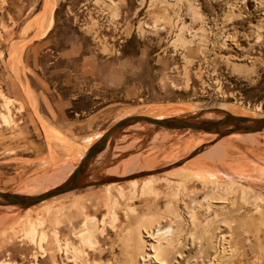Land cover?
<instances>
[{"label": "rangeland", "instance_id": "374dc122", "mask_svg": "<svg viewBox=\"0 0 264 264\" xmlns=\"http://www.w3.org/2000/svg\"><path fill=\"white\" fill-rule=\"evenodd\" d=\"M224 112L264 116V0H0L1 190L55 187L123 117ZM138 123L110 134L79 184L108 181L28 211L0 204V264H264V130ZM148 179L156 192L111 217L107 186ZM155 240L169 242L157 259Z\"/></svg>", "mask_w": 264, "mask_h": 264}, {"label": "water", "instance_id": "95a60500", "mask_svg": "<svg viewBox=\"0 0 264 264\" xmlns=\"http://www.w3.org/2000/svg\"><path fill=\"white\" fill-rule=\"evenodd\" d=\"M199 114L201 113H198V115L195 116L187 117L173 116L157 118L146 115H130L123 117L108 127L101 134L99 139L87 148L86 152L83 154L69 178H67L64 182L37 195L10 193L0 189V204L15 205L22 209H26L28 207L35 206L46 199H50L60 194L77 189L78 187L102 184L108 181V179H101L95 182L79 184L80 177L88 167L90 161L106 147L110 134L138 121L147 122L153 125L155 128L190 129L195 131L214 132L218 134L219 137L236 132L251 133L262 131L264 129V116L254 117L224 112L219 118L208 119L198 118Z\"/></svg>", "mask_w": 264, "mask_h": 264}, {"label": "bare ground", "instance_id": "6f19581e", "mask_svg": "<svg viewBox=\"0 0 264 264\" xmlns=\"http://www.w3.org/2000/svg\"><path fill=\"white\" fill-rule=\"evenodd\" d=\"M53 4L54 3H51V2H47V5H46V7H45V11H44V13L42 14V18H41V23H42V26L44 27L45 26V29H44V31H43V33H45V32H47V30L50 28V27H52V21H53V19H52V15H51V13H52V11H53ZM43 28L41 27V30H42ZM42 33V34H43ZM187 42H185V44H186ZM188 44H189V42H188ZM124 114H126V113H124ZM123 114V115H124ZM221 116V114H219V115H216V116H214L213 114H211V113H205L204 114V117L205 118H208V119H214V118H219ZM160 118V117H159ZM139 123L137 122V123H133L132 125H130L131 127H136L137 125H138ZM149 124V123H148ZM264 130V129H263ZM262 130V131H263ZM104 132V131H103ZM101 134L102 133H97L96 135H95V137H100L101 136ZM231 134H233V133H231ZM136 138V137H135ZM220 137H218V139H219ZM91 139L92 138H87V140H86V144L85 145H83L82 147H81V149L79 150L80 152H78V153H80V158H82V156H83V154L86 152V150H87V148L90 146V143H91ZM95 142V141H94ZM93 144V143H92ZM80 147V146H79ZM106 147H107V145H106ZM106 147L104 148V150L106 149ZM104 150H102L100 153H98L97 155H96V157H99L100 155H101V153L102 152H104ZM76 152V151H75ZM71 154H69V156H70ZM57 156V155H56ZM71 157V156H70ZM59 160V159H58ZM62 161V160H61ZM190 172V171H189ZM194 174H196L197 176H199L200 174L196 171V173H194ZM207 176H209L208 174H206L204 177H207ZM210 177V176H209ZM67 178H69V176L68 177H66L65 179H63V180H61V181H59V183H58V185L59 184H61L62 182H64ZM81 179H83L82 178V176L80 177V180ZM156 179V178H155ZM159 180V179H158ZM184 180H187V179H183V181ZM187 182L188 181H186V184H187ZM157 183V180H153V179H148V180H146L142 185H140V183H139V181L138 180H133V181H130L129 182V185H130V190L129 191H125L119 184H117V183H115V182H113V183H111V184H109L108 186H107V192H106V194H107V197H108V199H109V201H110V207H109V214H111V217H113V218H117V212H116V208L118 207V206H121V203H123L124 201V199H126L127 197H128V195H135V194H137L136 192L137 191H139L142 195H145V194H151V193H155L156 192V189L154 188V185ZM191 183V182H190ZM179 184H183L182 183V181L179 183ZM57 184H55V187L56 186H58ZM185 186V185H184ZM54 188V187H53ZM52 189V188H51ZM50 190V189H49ZM45 191H47V190H45ZM45 191H29V192H22V194H27V195H33V194H40V193H43V192H45ZM35 192V193H34ZM206 199H208L207 197H206ZM123 201V202H122ZM126 202V201H125ZM2 206H5V207H14L15 205H2ZM30 208L31 207H28V208H26V211H28V210H30ZM129 207L127 206V209H128ZM127 214H128V212H127ZM129 216H131L130 214H129ZM128 217V216H127ZM96 219V218H95ZM95 219H93V220H95ZM109 219V218H108ZM108 219H107V217H105V219H103V220H101L100 222L103 224L105 221H108ZM93 220H87V222L85 223V228L82 230V232H81V236H82V242L83 241H86V242H90L91 240H92V238L95 236L94 234V231L93 230H91L89 227H88V224L87 223H91ZM146 222V221H145ZM116 223V222H115ZM156 223V222H155ZM105 224H106V222H105ZM104 224V225H105ZM143 224V223H142ZM145 224H147V223H145ZM153 225V224H152ZM151 225V226H152ZM147 226V225H146ZM145 226V227H146ZM150 226V225H149ZM160 225L159 224H157L156 223V225L153 227L152 226V228H149V229H145L146 231H143V235H142V239L144 240V238H145V233L147 234H150L151 236L152 235H155V229L156 228H158ZM148 227V226H147ZM32 228L33 229H35L34 228V226H32ZM144 230V229H143ZM33 232V231H32ZM170 232V228L169 229H167V230H165V231H161V229L159 228L158 229V236H162V235H165V234H167V233H169ZM141 233V232H140ZM157 233V232H156ZM80 236V237H81ZM146 238H147V236H146ZM141 240V239H140ZM142 240V241H143ZM156 242H158V244H157V246H155V248H154V250H152V252H153V254H154V256L152 255L151 256V258H159L160 256H162L166 251H167V245L169 244V242H167V243H160L159 241H157V240H155ZM145 243V242H144ZM164 244H166L165 246H164ZM153 245V244H152ZM152 245H151V249H153L152 248ZM155 245V244H154ZM173 245V244H172ZM145 248V247H144ZM151 249H149V251H151ZM147 254V253H146ZM145 254V255H146ZM140 255V254H139ZM136 256H138V255H136ZM150 256V255H149ZM138 257H140V256H138ZM141 259H145V257H144V255H142L141 254V257H140ZM155 260V259H154Z\"/></svg>", "mask_w": 264, "mask_h": 264}, {"label": "crops", "instance_id": "0c3cea01", "mask_svg": "<svg viewBox=\"0 0 264 264\" xmlns=\"http://www.w3.org/2000/svg\"><path fill=\"white\" fill-rule=\"evenodd\" d=\"M95 97H96V96H95ZM75 111H76V110H75ZM94 115H97V113L94 112V114H93L92 116H90V117H94ZM87 122H88V121H87ZM90 123H91V124H94V121H91Z\"/></svg>", "mask_w": 264, "mask_h": 264}]
</instances>
